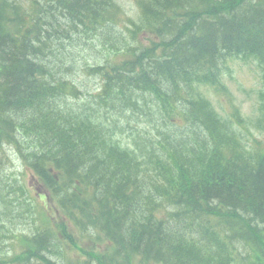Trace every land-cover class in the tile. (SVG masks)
<instances>
[{"label":"trees","instance_id":"obj_1","mask_svg":"<svg viewBox=\"0 0 264 264\" xmlns=\"http://www.w3.org/2000/svg\"><path fill=\"white\" fill-rule=\"evenodd\" d=\"M248 2L135 0L136 18L124 20L123 11L114 0H32L35 10L29 17L41 27L33 31L34 25L19 35V29L10 26L16 9L11 8L9 0H0V145L4 142L16 152L36 155L35 161L25 159L26 170L36 174L50 191L51 199L77 225H95L121 236L123 249L136 248L147 258L166 262L167 257H180L172 246L171 230L163 227V221L145 219L148 208L143 202L149 194L142 197L137 192L126 193L131 184L136 188L157 184L149 175L143 176L144 170L133 163L127 150L117 146L112 130L93 125L88 117L73 119L71 113L61 115L47 105L42 109L41 90L48 89L35 77L37 66L28 56L36 44L48 39L51 43H68L67 51L71 53L85 50L98 35L104 49L99 58L105 63L108 105L118 107V94L130 90L140 96L148 95L149 110L148 103L154 102L159 112L169 115L179 108V102L183 103L188 89L202 100L191 83L206 74H194V68L214 66L217 57L220 59L225 53L230 56L234 51L236 57L257 61L264 74V46L257 45L264 38V2ZM170 17L190 20L184 25L174 23ZM177 25H181L178 33ZM141 33L153 37L141 42ZM175 34L176 44L171 38ZM89 36V41L82 39ZM118 55L122 60L116 62ZM261 98L260 111L264 109V93ZM36 139H43L38 151ZM230 144L251 152L247 141L244 146L237 140ZM255 148L256 156L264 155L263 147ZM245 150L241 161L232 156L233 160L219 173L216 185L184 193L187 202L177 206L188 204L196 208L195 217L186 214V221H204L201 205L220 203L264 223V156L255 164L247 159L251 155ZM6 187V183L0 185V192H5ZM8 192L26 194L22 177L13 178ZM133 195L134 199L129 198ZM113 200L121 203L123 209L118 211ZM128 208L133 212L128 213ZM101 222H107L109 228L104 229ZM48 236H33L27 241L25 252L13 260L27 262L40 249L46 250ZM259 260L257 253L255 262ZM182 263L185 261L181 256L179 264ZM40 264L58 263L44 255Z\"/></svg>","mask_w":264,"mask_h":264},{"label":"rangeland","instance_id":"obj_2","mask_svg":"<svg viewBox=\"0 0 264 264\" xmlns=\"http://www.w3.org/2000/svg\"><path fill=\"white\" fill-rule=\"evenodd\" d=\"M204 1V0H202ZM123 10L129 16H132L135 12L133 4L131 0H121L120 1ZM253 3V2H252ZM248 9V8H247ZM242 7L239 8L237 11L241 12ZM190 20V18H188ZM181 25H177L176 31L178 33L179 28ZM149 34L142 33L139 38H146ZM174 40L175 44L178 42V34H175L171 37ZM168 37H165L164 40L167 41ZM39 48V47H38ZM47 59L40 64H46ZM227 70L222 72L221 76V90L223 92H219L216 96L213 94L215 91L210 87H204L202 90L205 95H207L212 101H216L214 107L216 111L225 116L226 114L232 113V107H240L243 119H248L250 114H252L253 109L255 108V104L258 100V92L262 88L261 79H260V71L256 68L255 65L252 63H245L240 60H233L228 61L227 63ZM81 86L80 89L82 91L80 99L74 100L69 97L59 96L51 101L54 106V111L60 113L61 115L69 112L80 114L85 112V105H90L95 107V97L93 95L96 94V84L97 81L93 79V77L82 76L81 77ZM74 82L76 84L79 83V79H75ZM90 92H93L91 95ZM94 115L99 116L97 109H94ZM105 112H110L109 108H101V114L104 115ZM115 119H120L119 123H116L117 127L113 130L114 140H116L117 146H126L130 147L133 146L134 150L137 152H144V157L148 161L152 155L151 150H142L139 151L140 148L148 147L150 144L145 143L146 138L142 139L140 142H136L133 144L135 138H140L141 136L145 135L143 130L150 131L149 138L156 140L160 139V136L155 132L157 129L162 128V124L157 120V117H149L144 116L142 118L143 121H132L129 119L126 123L125 121V114L126 109L124 112L119 113L118 111H113ZM170 129L169 134L172 137H176L179 134H184L185 128L178 125L176 120H172L170 122ZM264 139V137H263ZM7 153V150H5ZM15 171L16 173H21L23 170L18 165L17 162L14 161L13 167L9 169V173ZM26 187H30L33 185L32 188L29 189V195L33 199L30 202V208L27 211H24L23 217L18 221L17 218L12 220V222L8 223L6 226H3L0 229V238L4 239L0 244V254L1 255H10L11 248L10 243L13 240L10 236L16 235L19 232L25 233L26 229H30L33 231L36 228L37 223V213L40 210L42 213L47 210L45 207L46 205L49 207L50 204L46 202H42L38 197L37 194L39 193V188L36 187V184L33 180H26L25 181ZM42 193V190L40 191ZM113 204L115 205L116 209L120 211L122 208L121 203L115 202L113 200ZM8 215V212H7ZM62 217H60L57 221H60ZM104 229H108L107 222L102 223ZM15 250L18 251L20 249L19 245L16 242H13Z\"/></svg>","mask_w":264,"mask_h":264},{"label":"bare ground","instance_id":"obj_3","mask_svg":"<svg viewBox=\"0 0 264 264\" xmlns=\"http://www.w3.org/2000/svg\"><path fill=\"white\" fill-rule=\"evenodd\" d=\"M250 8V7H249ZM59 24V23H58ZM68 31V30H67ZM194 33V32H193ZM203 37V36H202ZM199 42V41H198ZM80 48V47H79ZM231 196V195H230ZM134 218V217H133ZM140 227V226H139Z\"/></svg>","mask_w":264,"mask_h":264}]
</instances>
